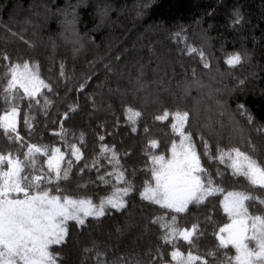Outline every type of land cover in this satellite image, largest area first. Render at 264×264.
Segmentation results:
<instances>
[{
  "label": "trees",
  "instance_id": "trees-1",
  "mask_svg": "<svg viewBox=\"0 0 264 264\" xmlns=\"http://www.w3.org/2000/svg\"><path fill=\"white\" fill-rule=\"evenodd\" d=\"M76 2L0 0V72L4 54L16 62L29 59L51 87L42 89L40 105L33 107L31 132L24 126L23 112L17 131L24 141L59 147L65 153L62 167L71 159L61 185L97 202L108 194L111 186L98 179L112 168L100 154L104 144L115 149L127 178L141 188L150 179L148 155L167 156L172 140H179L171 130V115L163 121L155 117L165 110L187 111L185 130L192 134L201 165L213 182L225 192L246 191L264 198V190L232 175L226 158L224 163L217 159L218 147H240L264 163V131L257 130L264 126V0H85L76 9L75 30L82 39L73 43L76 37L63 30V17L56 10ZM105 3L111 10L101 21L96 9ZM236 8L243 17L238 25L232 15ZM176 32L180 38H174ZM186 45L204 52L207 69L198 52L189 53ZM234 52L247 57L233 68L225 60ZM44 98L50 103L45 105ZM238 105L252 114L253 124ZM26 107L24 101L21 108ZM129 107L141 112L135 132L126 119ZM61 129L64 135H56ZM150 139L157 141L156 149L149 146ZM71 144L81 150L80 161L71 157ZM9 149L21 156L26 150L0 133V152ZM94 158L98 163L91 167ZM44 159L38 158L39 166L47 171ZM220 199L217 194L200 206L190 205L191 211L178 217L181 227L200 226L203 234L194 253L203 255L211 248L216 226L226 221ZM127 200L126 209L110 210L98 220L90 218L84 228H71L61 252L63 264H97V253L103 264H160L158 247L170 260L171 246L162 243L163 230L152 222L166 210L141 200L138 193ZM260 210L264 208L259 203L251 204L250 211ZM175 243L181 251L189 250L182 240Z\"/></svg>",
  "mask_w": 264,
  "mask_h": 264
},
{
  "label": "snow or ice",
  "instance_id": "snow-or-ice-1",
  "mask_svg": "<svg viewBox=\"0 0 264 264\" xmlns=\"http://www.w3.org/2000/svg\"><path fill=\"white\" fill-rule=\"evenodd\" d=\"M84 2L77 0L76 4L66 3L64 8L56 10V14L63 17L60 21L63 30L76 37L73 43H79L82 39L75 30V23L78 19L76 9ZM110 10L111 5L105 3L103 6L97 5L96 13L102 21ZM232 15L235 17L234 24L242 22L239 8L234 9ZM173 36L180 38L181 33L176 32ZM186 47L189 53L198 52L191 45ZM198 55L207 69L209 64L204 59V52L199 51ZM246 57L247 53L241 55L234 52L228 55L225 63L234 68L241 65ZM2 60L0 133L10 144H17L26 150L22 156L11 149L0 152V264H63L61 252L71 236L70 229L84 228L90 218L98 220L110 210L120 212L126 209L127 198L133 193H138L141 200L166 210L164 215L152 221L163 230L160 237L162 243L170 245L172 249L170 260H166L163 250L157 248L160 264H264V210L250 211L253 202L264 208V198L246 191L225 192L213 182L201 165L192 134L185 130L189 112L169 113L165 110L163 115L155 117L157 121H163L171 115V130L179 140H172L167 156L148 155L150 179H145L139 189L127 178L115 149L101 144L100 154L112 168L98 179L110 185L111 190L97 202L88 195H73L61 185L60 181L68 178L72 161L70 159L67 166H61L65 153L59 147L24 141L17 131L18 116L23 112L24 126L31 132L35 119L31 114L33 107L40 105L42 89L51 91L50 85L41 78L37 63L29 59L16 62L7 54L2 56ZM83 87L81 84L80 88ZM24 101H27V107L22 109ZM49 103L44 98V104ZM238 109L249 125L254 123V117L243 105H238ZM125 111L126 119L135 132L141 112L131 107ZM257 130L264 131V126ZM56 135L63 136V129ZM99 139L102 141L103 136ZM148 144L152 149L157 148L155 139H150ZM248 145L252 152L257 151L251 141ZM203 146L205 155H208L207 141ZM70 147L71 157L80 161L81 150L76 144ZM39 157L45 158L43 164L47 171L39 166ZM225 158L229 161L228 167L233 176L243 177L253 188L264 190V163L259 162L258 158L240 147H231L227 151H220L218 147L217 159L224 163ZM97 163L98 158H94L91 167ZM217 194L222 195L219 204L226 221L216 226L218 230L213 232L214 245L203 255L198 251L194 253L192 249L198 247L197 241L203 234L200 226L192 223L190 228L181 227L178 217L187 215L191 211L190 205L200 206ZM177 240L188 245L186 253L175 243ZM84 251L92 249L85 248ZM209 257L212 259L209 260ZM95 259L97 264H103L99 253ZM156 259L154 256L153 260Z\"/></svg>",
  "mask_w": 264,
  "mask_h": 264
}]
</instances>
